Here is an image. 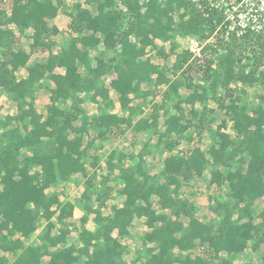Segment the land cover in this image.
<instances>
[{
	"label": "trees",
	"instance_id": "16d2710c",
	"mask_svg": "<svg viewBox=\"0 0 264 264\" xmlns=\"http://www.w3.org/2000/svg\"><path fill=\"white\" fill-rule=\"evenodd\" d=\"M73 1L69 12L65 0H12L10 14L0 8V92L19 112L0 120V250L6 254L0 264H128L120 238L142 218L149 229L142 241L147 248L130 264H235L229 258L249 248L263 249L256 264H264V210L261 224L253 220L254 204L264 199V94L256 97L257 104H248L245 90L236 96L233 87H264V28L253 30L250 19L242 34L239 27L231 31L233 21L218 6L231 0ZM62 14L71 18L70 31L81 36L54 53L52 38L59 30L49 21ZM214 35L213 45L204 48L209 57L198 64L189 41ZM22 37L31 40L30 54L17 48ZM42 51L48 52L46 62H31ZM151 52L173 59L171 67L153 62ZM22 69L26 76L20 78ZM169 75L162 103L156 104L154 89ZM196 77L209 89L194 84ZM44 81L50 84L49 103L41 113L35 99L46 88ZM112 90L123 114L113 111ZM148 97L154 110L146 117ZM86 101L98 106V114L84 111ZM212 101L225 118L207 151L174 153L179 143L168 140L164 147L170 155L153 173L145 159L148 144L138 153L114 150L106 158L103 180L96 182L100 156L93 157L89 175L88 148L97 140L132 129L153 132L161 143L170 135L192 143L191 131L202 134L216 119ZM184 106L190 107L189 117ZM207 171L209 187L229 188L227 199L211 207L217 219L209 222L198 218L197 207L182 194ZM76 175L87 177L84 214L75 228L79 245L69 243L73 229L67 223L77 205L50 191ZM109 182H120V190ZM113 191L124 200L105 215L102 208ZM41 219L46 226L40 244L27 245Z\"/></svg>",
	"mask_w": 264,
	"mask_h": 264
},
{
	"label": "rangeland",
	"instance_id": "374dc122",
	"mask_svg": "<svg viewBox=\"0 0 264 264\" xmlns=\"http://www.w3.org/2000/svg\"><path fill=\"white\" fill-rule=\"evenodd\" d=\"M73 0H65V5H66V11L69 12L74 5ZM70 23H71V18L67 15H60L58 18H54L49 21V24L52 26H56L60 29V33L56 37H54L55 41V46L53 48V52L58 51L62 46L66 45L68 42H71L72 39L77 41L81 34L74 35L70 31ZM178 42L181 45H185V41L183 40L182 42L178 39ZM31 41H26V39L21 38L18 43H17V48H21L25 51H30V45ZM102 50V47L96 50L91 51L92 56L98 55L99 51ZM149 53V52H148ZM249 53L246 52V56ZM48 52L47 51H42V52H36L34 53L33 59L37 62H43L47 59ZM151 57L152 61L155 63H159L161 66H166V67H171L173 59H169L168 61L163 60L155 55V52H151ZM248 61V60H247ZM18 76L20 78H23L26 76V72L22 69L18 72ZM114 78V76H109L107 78V84H109L110 80ZM170 75L167 77L165 80L166 82L164 83L163 86L159 87L158 89H154L155 93L157 94V97L153 102H156V104H161L163 100V94L164 90L166 89V86H168L170 80ZM194 84L196 85H201L204 88H207L209 84H207L202 78L196 77L194 80ZM264 85V83H263ZM44 86L46 88L41 89L37 94H36V99H35V106L37 110L41 113L45 112L46 105L49 103V90L47 89L50 84L48 81H44ZM235 90L237 91L236 96H244L242 93V90H245L247 96L243 97L246 103H258V100L256 97L259 95L261 96L264 94V87L262 85H255V86H243L241 84L233 86ZM209 89V88H207ZM182 94L186 95L184 91H182ZM86 97V96H85ZM111 97L114 100L115 103V108L114 112L123 114L122 111V106L120 105L118 101V93L115 92L114 90L111 91ZM155 96H153L154 98ZM150 99V97L145 100V103ZM141 102V101H140ZM138 101H134L133 104L136 105L138 104ZM174 104V103H173ZM84 111L89 115V116H94L98 114V106L95 104H91L89 101H86L82 105ZM172 107V105H171ZM209 108L214 110L213 116L216 117L215 121L211 126H209V129L202 133L198 134L197 131L193 130L191 133L194 136V141L192 143H188L184 141L181 138L175 136V135H170L167 136L163 143L159 142V136L156 135L155 133H150V132H142V133H137L134 132L132 129H124V132L121 131H115L113 134L108 135L107 141H99L93 145V147L88 148V153H87V167H88V173L89 175L92 174L93 172V157L100 156L102 161L100 162L97 173L98 176L96 178V182L99 183L103 180L102 176L106 174V158L108 155L114 151V150H121L124 151L128 154L131 153H138L145 144L149 145L150 149V154L146 156V162L149 168H151L153 173H157L160 171V168L162 166V160L166 156L170 155V152L165 149V142L168 140H173L174 142L177 141L179 145L176 147L174 153L178 152H192L193 149L199 148L203 152L207 151L210 148V145L212 143V138L214 133L217 130L218 125L221 124V121L224 117V114L220 112L216 106L215 102H210L209 103ZM145 113L144 116L148 117L150 116V113L154 110L153 105L146 103L145 105ZM184 111L187 117H189V111L190 107L189 106H184ZM19 112L17 110L16 104L9 100L6 95L2 92H0V120H3L6 118V116L10 115H17ZM210 116V115H209ZM163 121L164 118L162 117L161 119V126H163ZM231 124L229 123L227 125V132H231L230 130ZM162 128V127H161ZM95 133H92V136H94ZM85 146L88 144V138L85 139ZM87 177H83L82 175H76L73 180H71L69 183L66 184H59L56 187H53L50 191L51 192H57L62 200V202H72L77 205L74 216L72 219H69L67 223L69 224V227L73 229L72 234L69 237V243L70 244H78V233L76 232V227H79L80 225V218L83 216L84 211L81 208V203H82V196L84 193V190L86 188V181ZM210 181V171H207L203 177L195 179L189 186L183 188L182 194L184 197L188 198L191 202L195 204L197 207L198 213L197 216L199 219H202L205 222H209L211 220L217 219V216L212 212L211 207L215 204L216 200H224L227 199V193L229 192L228 186H223L222 189H219L217 187H209ZM107 186H112L116 190H120L121 188V183L116 182V183H111L109 182ZM113 195L111 200L108 201L107 206L102 208V212L105 215H112V212L110 210V207L114 204H117L119 206L122 205L123 200L121 197H119L117 191H113ZM255 210L253 213V220L254 223L256 224H261L259 214L264 210V199L258 200L254 204ZM92 216L91 218H93ZM54 222L57 224L56 219H54ZM46 226V221L44 219H41L38 224V231L37 233L27 241V245H32L36 246L40 244L39 236L41 231L44 229ZM59 226V224H57ZM149 232V229L146 226V220L145 219H135L133 222L132 227L130 228V233L129 235L125 237H118V232L116 231L114 233L115 237L120 238V241L122 245L125 248V258L128 264L138 256V254L146 249L147 247L143 245V237ZM198 252V251H197ZM263 252V249L261 251H258L257 253L247 250L244 253L234 255L230 257V260L233 263H241V262H249V260L252 259L254 263H256L259 260V257L261 256ZM0 255H6L4 252L0 250ZM12 260V256H11Z\"/></svg>",
	"mask_w": 264,
	"mask_h": 264
},
{
	"label": "built area",
	"instance_id": "2783aa9c",
	"mask_svg": "<svg viewBox=\"0 0 264 264\" xmlns=\"http://www.w3.org/2000/svg\"><path fill=\"white\" fill-rule=\"evenodd\" d=\"M144 1L147 0H141V3ZM218 6L225 8V13L228 14L229 19L233 21L230 27L231 31L239 27V34H242L244 28L250 23V19L253 21V25L251 26L253 30L258 32L263 30L264 0H242V2L231 0L229 3L221 1ZM0 8L10 14L12 12V0H0ZM237 14L238 16L235 19ZM227 34H229V32ZM215 35L206 40L194 38L189 41L188 49L193 55V58L198 60V64H203L204 60L209 57L207 52L204 53V48L208 44L213 45L216 40Z\"/></svg>",
	"mask_w": 264,
	"mask_h": 264
},
{
	"label": "crops",
	"instance_id": "0c3cea01",
	"mask_svg": "<svg viewBox=\"0 0 264 264\" xmlns=\"http://www.w3.org/2000/svg\"><path fill=\"white\" fill-rule=\"evenodd\" d=\"M59 17V16H58ZM57 17V18H58ZM52 26V25H51ZM58 28V27H57ZM58 30H59V33H60V29L58 28ZM31 34H32V32L31 31H27L26 32V35L29 37V36H31ZM74 35H78V34H74ZM28 37H22V38H24V39H26V41H31ZM56 37V36H55ZM52 40L54 41V37L52 38ZM55 42V41H54ZM56 47V46H55ZM54 48V47H53ZM53 48H52V51H53ZM27 53H31L30 51H26ZM57 52V51H56ZM56 52H54V53H56ZM36 54V53H35ZM48 56V55H47ZM47 60V59H46ZM46 60L45 61H43L42 63H45L46 62ZM31 62H36L34 59H33V56H31ZM37 62H40V61H37ZM24 71H25V69H23ZM26 72V71H25ZM202 220V219H201ZM248 250V249H247ZM246 250V251H247ZM249 250H251L250 248H249ZM245 251V252H246ZM252 251V250H251ZM244 253V252H243ZM226 258H229V257H226ZM230 259V258H229ZM258 262V261H257ZM256 262V263H257ZM243 262H241V264H242ZM244 263H246V262H244ZM254 263V262H253ZM255 263V264H256ZM236 264H239V263H236Z\"/></svg>",
	"mask_w": 264,
	"mask_h": 264
}]
</instances>
